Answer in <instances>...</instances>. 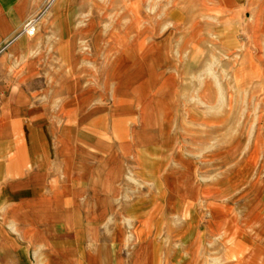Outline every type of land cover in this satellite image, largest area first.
Listing matches in <instances>:
<instances>
[{"label": "crops", "instance_id": "0c3cea01", "mask_svg": "<svg viewBox=\"0 0 264 264\" xmlns=\"http://www.w3.org/2000/svg\"><path fill=\"white\" fill-rule=\"evenodd\" d=\"M224 1L232 9L249 3ZM45 2L0 0V264H160L163 256L185 264L166 238L194 231L197 239L205 188L187 180L188 169L163 166L160 139L147 142L146 160L142 129L157 134V114L147 120L137 100L105 108L94 95L101 77H92L98 66L83 44L94 33L89 20L104 37L102 1L55 0L43 13ZM34 18L35 35L20 34ZM129 46L134 63L153 50ZM129 147L143 168L139 180L152 184L146 193L127 180ZM198 254L191 245L188 264H200Z\"/></svg>", "mask_w": 264, "mask_h": 264}, {"label": "rangeland", "instance_id": "374dc122", "mask_svg": "<svg viewBox=\"0 0 264 264\" xmlns=\"http://www.w3.org/2000/svg\"><path fill=\"white\" fill-rule=\"evenodd\" d=\"M101 1L97 32L102 26L104 37L89 20L95 30L83 44L98 66L92 77H101L94 95L105 108L137 100L133 107L147 120L157 114L158 133L142 129L146 160L153 158L147 142L160 139L163 166L188 169L187 180L205 188L196 203L205 205L197 239L192 231L167 242L185 264L191 245L200 264H264V0L243 9L224 0ZM137 42L153 50L134 63L126 57ZM126 103L119 106L132 107ZM122 154L133 189H152L139 180L136 147ZM175 258L163 256L160 264Z\"/></svg>", "mask_w": 264, "mask_h": 264}, {"label": "built area", "instance_id": "2783aa9c", "mask_svg": "<svg viewBox=\"0 0 264 264\" xmlns=\"http://www.w3.org/2000/svg\"><path fill=\"white\" fill-rule=\"evenodd\" d=\"M55 0H46V6L45 9L43 11V13H46V11L52 7V5L54 4ZM37 23H38V19L34 18L31 19V21H29L25 27L23 28V30L21 31L20 34H28L29 36H34L36 31H37ZM3 49V47H2Z\"/></svg>", "mask_w": 264, "mask_h": 264}]
</instances>
